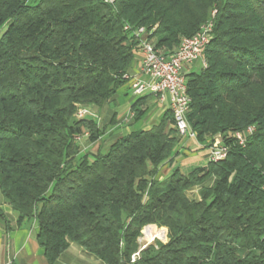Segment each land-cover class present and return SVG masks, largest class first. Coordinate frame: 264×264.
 <instances>
[{"label": "trees", "instance_id": "16d2710c", "mask_svg": "<svg viewBox=\"0 0 264 264\" xmlns=\"http://www.w3.org/2000/svg\"><path fill=\"white\" fill-rule=\"evenodd\" d=\"M209 20L187 117L203 147L220 135L228 155L173 166L183 137L171 109L84 151L82 136L105 128L78 110L127 83L136 30L172 52ZM0 191L18 223L38 221L51 264L71 242L108 264H264V0H0ZM150 224L167 239L141 247Z\"/></svg>", "mask_w": 264, "mask_h": 264}, {"label": "crops", "instance_id": "0c3cea01", "mask_svg": "<svg viewBox=\"0 0 264 264\" xmlns=\"http://www.w3.org/2000/svg\"><path fill=\"white\" fill-rule=\"evenodd\" d=\"M141 59L142 54L138 60H135L129 70L131 75H141ZM198 67L199 72L203 67L202 59L195 61L190 65H185L183 68L184 74L190 72H195L194 69ZM148 96H154L152 94L147 95H136L133 93L132 89L126 83L124 84L116 94L109 99L101 108H93L94 112L98 113V122L101 127L105 128V133L97 142L86 141V145L82 146L84 151H95L99 147L104 149L116 140L118 137L124 134H114L116 130L121 129L122 131L130 132L132 129L140 128H150L146 127L145 124L149 122L153 116L156 114L162 115L167 109H170L169 97H166L165 101L161 102L156 96H154V104L152 108L147 110L146 114L139 120L134 119V112L132 110V105L140 98L145 97V101L141 105L146 103ZM125 97V99L123 98ZM124 100L128 101V112L119 114L118 107ZM114 102L116 107L111 111L110 104ZM114 112V121L110 124L109 128L105 126L106 115ZM107 129V130H106ZM131 129V130H130ZM127 132V133H128ZM108 137H110V142H107ZM103 141V143H102ZM193 142H196L193 140ZM192 141L181 143L180 154L175 158V164L181 167L188 165L184 163V157L186 158L188 154L191 153V158L196 157L195 155L200 150H205L206 147L201 146L197 142L196 147H190L189 144ZM183 149L181 150V148ZM208 151L201 152V157H197L195 162H199L198 165H205L208 162ZM189 156V155H188ZM182 159V160H181ZM172 165L165 163L160 168V177H165L172 169ZM0 264H51L49 263L45 248L42 247L37 240L38 232V221L37 220H24L21 223L17 222L18 214L14 211L11 205L5 200L4 196L0 191ZM142 245V243H141ZM53 264H108L103 260L99 259L95 255L86 251L82 246L75 242H71L69 246L61 253V255L56 259Z\"/></svg>", "mask_w": 264, "mask_h": 264}, {"label": "built area", "instance_id": "2783aa9c", "mask_svg": "<svg viewBox=\"0 0 264 264\" xmlns=\"http://www.w3.org/2000/svg\"><path fill=\"white\" fill-rule=\"evenodd\" d=\"M114 3L115 0H105ZM128 26H126L127 28ZM213 27L201 25L196 39L181 41L180 45L172 52H165L156 46L153 39L145 37L146 29L139 27L136 34L140 36L141 75H126L127 84L133 93L139 96L152 94L163 102L169 96L170 109L174 115L177 133L198 143L197 133L188 121L191 97L185 96L183 85H186V75L183 72L185 65H190L202 59V43L212 38ZM203 66L206 64L202 60ZM93 114L89 109L78 110V116ZM250 126L245 133H251ZM239 144L244 142V132L233 133ZM200 145L204 146L202 143ZM208 148V160L219 161L225 158L229 152V146L225 144L220 135H216Z\"/></svg>", "mask_w": 264, "mask_h": 264}, {"label": "rangeland", "instance_id": "374dc122", "mask_svg": "<svg viewBox=\"0 0 264 264\" xmlns=\"http://www.w3.org/2000/svg\"><path fill=\"white\" fill-rule=\"evenodd\" d=\"M141 56V49L140 48H138V49H136L135 50V60H138L139 59V57ZM134 60V61H135ZM199 69H198V67H196L195 69H194V71L195 72H197ZM166 97H169L168 95L166 96ZM124 99H125V97H123ZM154 104V96H148L147 97V100H146V103L143 105V107H145V108H148L149 110L152 108V105ZM114 107H116V105H115V103L114 102H112L111 104H110V108H111V111H112V109L114 108ZM118 109V112H119V114H123V113H126L127 114V112H128V109H129V106H128V101L127 100H124L123 102H121V105H119V107L117 108ZM93 113V112H92ZM89 117H91V118H95V119H97L98 118V113L97 112H94L92 115L91 114H89L88 115ZM107 117H106V121H105V126L107 127V129L109 128V126H110V124L114 121V112H110V114H108V115H106ZM161 118V115H159V114H156L155 116H153L152 117V119L149 121V122H147L146 124H145V126L146 127H151L154 123H157L158 121H159V119ZM106 129V130H107ZM131 130V129H130ZM128 131H125V130H123L122 131V128L121 129H118V130H116L115 131V133L114 134H119V133H121V134H126ZM112 139V138H111ZM110 137H108V140H107V142H110ZM86 141H88L87 139H86V137H84V136H82V139H81V144H82V146H85L87 143H86ZM188 141H192L193 142V140L192 139H188L187 137H183V139H182V142L181 143H183V142H188ZM102 143H103V141H102ZM180 143V144H181ZM194 144H192V143H190L189 144V146L192 148V147H196L197 146V143L196 142H193ZM198 144H200L199 143V141H198ZM202 146V145H201ZM107 148V146H104V149H106ZM183 149V147L181 148V150ZM88 151H91V150H88ZM206 151H208V148H205V150H200L199 152H197V154L195 155L196 157H192L191 158V156H193V155H191V153L190 154H188L187 155V157L185 158H183L184 159V163H188V165H186V166H182L181 165V169L184 171V172H188L189 170H191V168L192 167H194V166H196V165H198L199 164V162H195V159L197 160L198 158L197 157H201V152H206ZM207 155H208V153H207ZM182 160V159H181ZM186 161V162H185ZM175 164V163H174ZM173 166H175V165H173ZM195 190L194 191H192V193H195V191H197L198 190V187H196V188H194ZM152 225H154V224H150V225H146L145 227H148V226H152ZM155 226V229H162V228H164V227H158V226H156V225H154ZM145 227L143 228V230H142V236L140 237V239H139V242H140V245H141V243H142V245H141V247H144V246H146V245H148L149 243H146L143 239H145L146 238V236H145V233L143 232L144 231V229H145ZM165 230H166V233H165V239H163L162 237H163V235L162 236H160V235H155L154 236V238H153V240L150 242V243H155L157 240H160V241H166V239H167V229L165 228Z\"/></svg>", "mask_w": 264, "mask_h": 264}, {"label": "bare ground", "instance_id": "6f19581e", "mask_svg": "<svg viewBox=\"0 0 264 264\" xmlns=\"http://www.w3.org/2000/svg\"><path fill=\"white\" fill-rule=\"evenodd\" d=\"M212 26H213V21L212 20H209V21H207L205 23V27H212ZM196 38H197V33L194 36L185 37L182 41H188V39H196ZM210 40H208L205 43H202V60L205 63H206V61H205V59L203 57V51H204L205 47L209 44ZM183 92H184L185 96H189V94L187 93V84L186 85H183ZM220 159H223V158H220ZM144 233H145L146 238L143 239V240L146 243H150L153 240V238L155 236V233H156L155 226H148L147 228L144 229Z\"/></svg>", "mask_w": 264, "mask_h": 264}, {"label": "water", "instance_id": "95a60500", "mask_svg": "<svg viewBox=\"0 0 264 264\" xmlns=\"http://www.w3.org/2000/svg\"><path fill=\"white\" fill-rule=\"evenodd\" d=\"M152 226H154V225H152ZM145 228H147V227H145ZM144 232V231H143ZM147 246V245H146ZM145 247V246H144Z\"/></svg>", "mask_w": 264, "mask_h": 264}]
</instances>
